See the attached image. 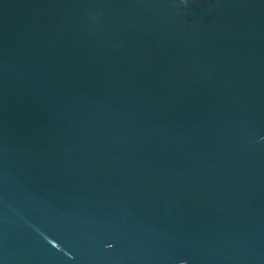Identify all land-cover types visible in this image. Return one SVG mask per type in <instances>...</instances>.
<instances>
[{"label":"water","instance_id":"water-1","mask_svg":"<svg viewBox=\"0 0 264 264\" xmlns=\"http://www.w3.org/2000/svg\"><path fill=\"white\" fill-rule=\"evenodd\" d=\"M0 264H264V0H0Z\"/></svg>","mask_w":264,"mask_h":264}]
</instances>
